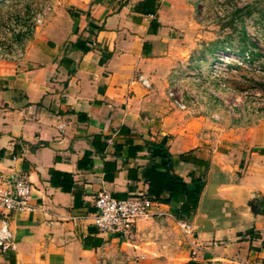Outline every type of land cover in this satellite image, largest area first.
<instances>
[{
  "label": "crops",
  "instance_id": "obj_1",
  "mask_svg": "<svg viewBox=\"0 0 264 264\" xmlns=\"http://www.w3.org/2000/svg\"><path fill=\"white\" fill-rule=\"evenodd\" d=\"M140 1L53 0L23 56L0 58V184L24 175L32 185L31 210H0L15 244L0 251V264H264L260 213L251 229L221 240L193 233L180 250L166 248L180 227L165 203L136 222L132 239L100 234L92 223L97 193H144L151 163L171 165L190 189L201 182L189 181L195 167L178 159L195 155L196 145L190 120L165 89L167 73L193 40L192 14L184 0H154V14L138 9ZM122 126L134 134L135 153L128 145L115 150ZM237 142L221 155L262 199L264 125Z\"/></svg>",
  "mask_w": 264,
  "mask_h": 264
},
{
  "label": "rangeland",
  "instance_id": "obj_2",
  "mask_svg": "<svg viewBox=\"0 0 264 264\" xmlns=\"http://www.w3.org/2000/svg\"><path fill=\"white\" fill-rule=\"evenodd\" d=\"M184 1L195 32L166 75V97L184 121L190 120L195 155L209 159L264 125V0ZM52 4L53 0H0V53L13 50L32 18ZM198 179L195 189H202L206 174L189 176V181ZM192 219L185 221L191 224ZM187 235L194 237L192 232ZM171 241L167 250L172 245L180 250L188 238L179 229Z\"/></svg>",
  "mask_w": 264,
  "mask_h": 264
},
{
  "label": "built area",
  "instance_id": "obj_3",
  "mask_svg": "<svg viewBox=\"0 0 264 264\" xmlns=\"http://www.w3.org/2000/svg\"><path fill=\"white\" fill-rule=\"evenodd\" d=\"M51 7H46L42 13H37L32 18L31 24L24 29L23 39L16 43L14 49L1 52V59L17 60L23 56V42L28 41L35 28L40 25L44 17L50 12ZM138 80L148 86L146 79L142 76ZM172 96L171 91L168 92ZM177 107L183 108L179 100H173ZM32 191L31 183L24 175H17L10 180L4 179L0 184V210L2 211H29V203ZM156 202L139 193L136 196L115 197L106 191L97 193L94 206L95 212L92 216V223L100 234L115 235L123 239H132L134 236V227L138 220L152 217L153 207ZM181 231L187 236L191 233V224L184 219L178 220ZM15 244L6 221L2 220L0 224V251L14 250Z\"/></svg>",
  "mask_w": 264,
  "mask_h": 264
},
{
  "label": "water",
  "instance_id": "obj_4",
  "mask_svg": "<svg viewBox=\"0 0 264 264\" xmlns=\"http://www.w3.org/2000/svg\"><path fill=\"white\" fill-rule=\"evenodd\" d=\"M260 201V192L238 181L221 153L213 152L190 231L221 240L233 231L251 229Z\"/></svg>",
  "mask_w": 264,
  "mask_h": 264
},
{
  "label": "trees",
  "instance_id": "obj_5",
  "mask_svg": "<svg viewBox=\"0 0 264 264\" xmlns=\"http://www.w3.org/2000/svg\"><path fill=\"white\" fill-rule=\"evenodd\" d=\"M137 7L144 13L154 14L157 4H155L154 0H142L138 2ZM152 24L155 25V21H152ZM133 137L134 134L131 130L126 126H122L116 134V139L121 141L114 144L115 150L120 151L122 145H128L129 149H132L135 153L139 147L132 145ZM147 144L160 148L162 151L165 150L164 145L161 143L147 142ZM178 159L182 162L193 164L195 170L189 173L190 176L197 172L205 176L209 164L208 160L196 157L192 154V151L180 153ZM144 182L147 185L144 192L145 196L151 198L155 202L170 205L172 214L176 219L190 220L193 218L203 188L198 190L188 188V181L175 173L171 165L162 170L156 163H151L146 166L144 171ZM165 193L166 196H164ZM180 197H183V199L180 200ZM259 213L264 216V198L260 201ZM251 233H253V230L246 232V234ZM186 264L201 263L188 261Z\"/></svg>",
  "mask_w": 264,
  "mask_h": 264
}]
</instances>
